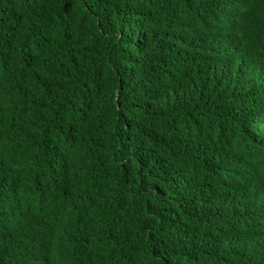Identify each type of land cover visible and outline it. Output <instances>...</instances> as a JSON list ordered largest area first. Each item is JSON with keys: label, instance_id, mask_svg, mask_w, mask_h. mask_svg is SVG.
Masks as SVG:
<instances>
[{"label": "trees", "instance_id": "16d2710c", "mask_svg": "<svg viewBox=\"0 0 264 264\" xmlns=\"http://www.w3.org/2000/svg\"><path fill=\"white\" fill-rule=\"evenodd\" d=\"M0 264H264V0H0Z\"/></svg>", "mask_w": 264, "mask_h": 264}]
</instances>
